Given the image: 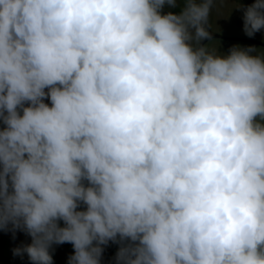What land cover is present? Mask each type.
Returning <instances> with one entry per match:
<instances>
[{"label": "clouds", "instance_id": "clouds-1", "mask_svg": "<svg viewBox=\"0 0 264 264\" xmlns=\"http://www.w3.org/2000/svg\"><path fill=\"white\" fill-rule=\"evenodd\" d=\"M216 3L0 0V230L31 237L14 255L264 264V51L202 45ZM236 4L264 30V0Z\"/></svg>", "mask_w": 264, "mask_h": 264}, {"label": "rangeland", "instance_id": "rangeland-1", "mask_svg": "<svg viewBox=\"0 0 264 264\" xmlns=\"http://www.w3.org/2000/svg\"><path fill=\"white\" fill-rule=\"evenodd\" d=\"M235 2V3H234ZM253 0H217L212 12V27L209 28L211 35L221 38H214L208 41L209 48H217L220 53L227 54L234 46L242 48L254 47L264 51V30L256 32L252 37L246 35L243 27V9L235 8L236 3L247 7ZM177 8L174 11L178 12ZM206 40V39H205ZM204 40L201 41V43ZM47 91V89L45 90ZM45 103L50 105V100L45 99ZM0 127H3L0 124ZM85 206L81 205L78 210H83ZM63 226V221L59 222ZM31 243V237L23 230H0V264H31L27 255L16 256L13 250L23 245ZM120 245L109 241L103 246L104 251L101 264H116L115 255ZM53 264H68V258L74 254L73 246L70 243L56 245L51 249Z\"/></svg>", "mask_w": 264, "mask_h": 264}, {"label": "water", "instance_id": "water-1", "mask_svg": "<svg viewBox=\"0 0 264 264\" xmlns=\"http://www.w3.org/2000/svg\"><path fill=\"white\" fill-rule=\"evenodd\" d=\"M214 38H221V37L215 36V35H211L210 39L204 40L201 44L202 45H205L208 41H210L211 39H214ZM260 45H263L264 46V44H260Z\"/></svg>", "mask_w": 264, "mask_h": 264}]
</instances>
